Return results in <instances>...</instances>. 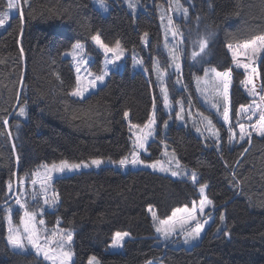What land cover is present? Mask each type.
Returning <instances> with one entry per match:
<instances>
[{
  "label": "trees",
  "instance_id": "obj_1",
  "mask_svg": "<svg viewBox=\"0 0 264 264\" xmlns=\"http://www.w3.org/2000/svg\"><path fill=\"white\" fill-rule=\"evenodd\" d=\"M107 1L112 6L104 15L93 0H28L27 4L21 0L23 16L20 12L13 16L0 35V206L10 199L7 183L42 163L118 160L128 155L132 134L125 111L134 124L147 122L153 103L163 114L152 72L156 55L168 63L158 9L135 17L121 3ZM180 1L188 6L191 16L187 23L178 20L187 42L183 76L190 89L195 68L190 62L193 41L213 32L204 61L217 71L232 69V113L241 105L264 103L241 84L251 74L250 69L246 73L236 64L239 61L256 68L253 79L260 93L264 48L257 42L255 47L261 50L254 54L242 45L264 35V0ZM6 3L0 0V8ZM97 33L108 45L119 41L131 54H139L149 74L134 71L128 57L122 71L113 70L98 91L79 99L70 94L76 86V70L63 56L74 43L85 42L96 56L91 68L100 72L104 55L91 39ZM144 33L150 37L148 47L142 42ZM170 91L174 98L178 96L174 86L170 85ZM23 106L27 109L25 120L18 114ZM256 112L253 121L243 113L233 115L237 136L231 142L229 125L223 119L218 121L221 148L176 124L164 139L161 121L158 137L149 144L150 154L144 158L160 159L163 142H167L181 162L196 171L197 186L190 179H174L145 169L123 172L114 166L55 180L60 202L53 212L46 213V219L50 226L59 220L62 227L74 231L73 264H88L92 256L100 264H146L153 260L164 264H264V137L253 132L250 144L247 137L239 141V128L235 127L237 122L246 126L255 122L259 110ZM201 185L207 186V197L217 214L225 213L222 231L217 232V216L192 248L161 244L149 208L167 218L176 208L198 201ZM118 231L128 232L130 237L121 251L111 252L110 244ZM5 235V224L0 223V264H47L34 253L14 251Z\"/></svg>",
  "mask_w": 264,
  "mask_h": 264
},
{
  "label": "rangeland",
  "instance_id": "obj_2",
  "mask_svg": "<svg viewBox=\"0 0 264 264\" xmlns=\"http://www.w3.org/2000/svg\"><path fill=\"white\" fill-rule=\"evenodd\" d=\"M113 1L115 3H121L135 17H137L142 12H153V10L158 9V13H159V17H160V23H161V27H162V34H163V48L168 55V63H163V61H161V57L159 55H156L153 59L152 72H153L155 83H156L158 90L160 92L163 114L159 113V105L156 103L155 104L156 105V117H157L156 133L154 134L153 137L149 138L148 144L146 145L147 152H144L143 150H141V159L145 160L147 163L154 162V161L146 160L144 158V155L148 156L150 154V152L148 150V146L153 140L157 139L158 134L160 132L159 125H160L161 121H162V132L161 133H162V136L164 139L167 137V134L169 132L170 127L173 126L174 124H176L179 127H184V128L189 129V130L191 129L196 135L202 137L204 139V141L209 140L213 144V146H215L216 148L217 147L221 148V129H220L218 121H221L222 116L217 113L216 108L212 107V105L218 100V96H217L216 91H215L216 84L218 83V79L216 78L215 73L211 71V69H213V66L209 65V64H205V61L207 60L206 58H207V49L209 47V42H208V45L204 49L203 52H200L198 45L193 46V51L198 53V55L196 56L195 59L192 58L193 51L190 52V55H191L190 62L194 63V66H195L193 72L191 71L192 76H193V89H190L189 84L186 82V80L184 79V76H183V59L186 58V51H187L186 43L187 42L185 40V35L183 33V30H181L179 27L178 20H180V21L182 20V22H184V23L191 21V16L189 13L190 11H189L188 6L187 7L184 6L183 3H181V1L178 0L179 5L182 6V8L187 9V16H185L183 14V11L177 10V0H131V2L134 3V5H135L134 8L129 7V0H113ZM104 2L107 6L106 11L100 7L99 3H97V0H93L94 5L104 15H107L110 12L112 4H111V2H109L107 0H104ZM17 3H18V9L9 10V19L3 27H0V35L3 33V31L6 29L7 25L10 23L11 18L13 16L19 14L21 3L19 2V0H17ZM6 10H7L6 6H4L3 8H0V12L6 11ZM169 19H171V21H172L171 25L169 24ZM173 31L177 32V35L175 36V38L172 35ZM204 32L206 33L205 30H204ZM100 37H101V35H100ZM101 40L103 41L102 37H101ZM149 40H150L149 34L147 35V37H145L143 34L142 42H143L144 47H148ZM92 42L96 46V48L101 53H103V50L100 49L99 46L96 45V43L94 41H92ZM76 43H78V42H76ZM76 43H74L73 46ZM79 43L84 45V49H83V52L81 53V55L88 62H87V64L80 63L81 71H80V73L76 72V77H77V75H80L82 84L84 86H87L88 81L93 79V76H89L88 73L100 74L104 70V68H105V63H104L105 62V56H104L103 67H102L101 71L95 72V71H93V69L91 67H92V64L96 60V56L88 51L87 44L85 42H79ZM166 45H167V47H166ZM73 46L71 47V49H69L68 51H66L64 53L63 57L65 59H70L75 70H76L77 64L80 62V56H77L75 59L73 58V56L71 55V53L73 51ZM110 46H112V45H110ZM173 47H175V49H176L175 54L178 57V59H176L175 62L173 61L172 55L169 52V49H171ZM121 48L123 49V55L121 56L120 60H118L115 64H108L107 65L108 75L113 70L122 71L125 67V62H126L128 57L132 58L131 67L134 71L144 70L147 74H149V71L145 69V66L143 65V61H142L141 57L139 56V54H137L135 52H133L131 54L122 45H121ZM103 55H104V53H103ZM108 55H109V58H111L112 54H108ZM137 61H139V63H137ZM177 63L180 65L179 71H177V69H176ZM157 66L160 68V71L163 74V80L162 81L160 79H158V73L156 71ZM206 72H207V75H205ZM108 75L105 76V79L103 82L97 81L95 88L89 87L88 91L85 92L83 98L87 97L88 95H90L93 92L98 91V89L100 87L105 85V83L107 82ZM76 84H77V82H76ZM170 85L174 86L176 91L177 90L179 91L178 96L176 98H174L172 96V93L170 91ZM162 88H167V90H168L169 104L171 105V108H165L164 107L163 94L161 91ZM73 97H76V96H73ZM76 98L83 99L80 97H76ZM23 107H25V106H23ZM181 107H183V109H184V111L181 112V115L184 118H183V120H178V119H176V113L180 112ZM152 111H153V109H152ZM18 114H19V112H18ZM159 116H161V118ZM205 116L208 117L209 119H211L213 124L215 125L216 129L219 130L220 139L218 142L216 141V138L213 137L211 135V133H209L206 130V121H204V119H203ZM20 117L24 120L27 118L26 107H25V115L20 116ZM126 120L128 122V125L130 127V132L132 134V149H131V151H132L133 150V142L136 139V136L134 134L137 133L139 130L136 128H131V125L134 123L131 122L129 117ZM164 121H167V123H168L167 128L164 127ZM138 125L142 126L143 124H138ZM197 128L200 129V132L196 131ZM103 159H105L106 161L108 160V158H103ZM158 160L161 161L165 167L170 168V171L161 172L159 170H154L150 167H144V166L132 167L131 165H129L126 168H121L118 165L109 164V163H105V164L101 165L99 168L107 167V166H114L118 169H121L123 172H127L129 170L145 169V170H150L152 172L160 173V174H163L166 176H170L174 179H190L193 182L192 177H191V173L192 172L196 173V171H194L190 167L184 165L181 162V160L179 159L177 153L165 141L163 142V151H162L161 158ZM155 161H157V160H155ZM177 161L179 162V167H177ZM59 162H54V163L58 164ZM68 162L69 163H78V162H71V161H68ZM85 162H87V161H85ZM52 164L53 163H42V164H40V166L37 169L28 171L27 173H24V174L16 175L12 181H9V182H11V185H12L11 191H9V188H8L9 182L7 183L6 190L10 196V199L8 202L3 203L0 206V223L5 224V230H6L5 237H6V241H7V236H8V222L6 219L7 208L8 207L12 208L13 225L14 226L19 225L20 217L24 215V210L21 209L19 207V205H17L15 203V201L17 198H19L21 200V202L26 201L27 205H28V210L37 213V217H36L37 228L40 230V235L42 238L45 235H51V233L53 231L60 232L61 230H63V232H68V231L72 232V234H73L72 243L70 246L66 244L65 247H66V249L68 247H70V249L73 253V255H72V264H73V261L75 259V253H74V249H73L74 231L71 229H67V228L62 227L61 222L59 220L56 221V223L53 224V226H50V224L47 223V219H46V213L47 212H53L56 209L57 204L60 202V197H59V194L55 188L54 183H55V180H57L58 178L70 176V175H73L75 173H80L83 171L97 170L99 168H96L95 166H91L88 168H81L79 170H75L72 172L66 171L64 173H53V179L46 186V192H47V195L49 196V198L52 197L53 193L58 194V199H57V202L55 204H51V203L45 204L44 203V191L45 190L41 188V181L44 180L45 171H46L43 166L44 165L50 166ZM171 171H180L181 175L172 176ZM33 173H39V174L33 175ZM184 173H187V175H185ZM21 180H23V184L20 183ZM32 180L37 181L35 185L32 184ZM198 181H199V177L196 173V181L193 182V184L197 186ZM198 189H199V193H200V186L198 187ZM33 193L37 194V197L35 200L33 199ZM203 195L207 197V187L205 188V192ZM201 199H202V195L200 193V199L198 201H194L192 203V206H183V207L176 208V209H184L185 207H187L189 210H191L193 205L195 204V206L197 207V213H196L197 219L201 223H203L205 220L208 221V223L204 225V231L201 232L200 237L196 240H190L189 243H185L184 242L185 238H186L185 232L182 231L180 229L179 224H177L176 232H174L167 239L163 235H161L160 233H158L156 231L155 236H157L160 239L161 244H166V243H168V241H170V243L174 244L175 247L192 248L193 246L197 245L201 241L203 235L206 233V231L211 227V225L217 219V216H218L219 225H220L218 228L219 231L217 229V232L219 233L222 231V228L225 226V219L222 222L220 220V216H221V214H223L225 217V213L222 212V213H220V215H218L216 212V208L214 206L215 204L207 197V199L210 200L212 203L205 207L204 214L201 215L199 213V205H200ZM41 209H43L42 212H41ZM209 209H213L212 214L208 213ZM153 212H155L156 217H157V220H155V221L153 220V217H152ZM149 213H150V216L152 218L155 230H156V227L159 226V220L168 219L172 215L171 214L167 218H160L158 216L157 210L153 207L149 208ZM185 215L186 214L184 212H180L177 214L178 218L183 217ZM40 219L44 220L43 225H39L38 221ZM194 225H195V221L192 223L191 226H194ZM186 227H188V226H186ZM21 228H22V226H21ZM129 237H130V235H129ZM127 238L128 237H126L125 240ZM9 246L12 248L11 245H9ZM122 249H123V246L122 247H112V242H111V244H110L111 252H116V251L119 252ZM14 251L21 252V253H34V254H36L35 249H33L30 245H27V244H26V250H14ZM39 257L44 259L42 254L39 255ZM46 262L48 264H53L52 261H46ZM153 262L154 261H152L150 263H152V264H164L163 262H157V261L155 263H153ZM99 264H100V262H99Z\"/></svg>",
  "mask_w": 264,
  "mask_h": 264
},
{
  "label": "snow or ice",
  "instance_id": "obj_3",
  "mask_svg": "<svg viewBox=\"0 0 264 264\" xmlns=\"http://www.w3.org/2000/svg\"><path fill=\"white\" fill-rule=\"evenodd\" d=\"M24 4L28 3V0H23ZM97 3H99L100 7L107 10V6L104 2V0H97ZM129 7L134 8V3L129 0ZM6 11L0 12V27H3L6 22L9 19V10L18 9V3L17 0H7L6 4ZM177 10L183 11V14L187 16V9L182 8V6L179 5L177 0ZM21 17L23 16L22 10H20ZM172 21L169 19V24L171 25ZM21 31L23 29L21 28ZM148 33H144V36L147 37ZM173 37L177 35L176 31L172 32ZM214 35L213 32H208L206 36L200 37L199 39L193 41L194 46L198 45L200 52H203L204 49L207 47L209 39ZM92 41L96 43V45L99 46L100 49L103 50L104 56H105V68L100 74H92L88 73L89 76H93V79L88 81V85L84 86L81 82L80 75H77L76 77V87L72 90L70 93L72 96L83 98L85 92L88 91L89 87L95 88L97 81L103 82L105 79V76L108 75L107 65L108 64H115L118 60H120L121 56L123 55V49L121 48V45L119 41L116 42L114 46H110L107 43H104L101 40L100 35L97 33L95 35H92L91 37ZM257 42L260 43L261 48H264V35L257 36L253 40L245 42L242 47L245 49L251 48L253 53L260 51L261 48L255 47ZM167 47V45H166ZM231 45H229V48L231 49ZM84 45L81 43H76L73 46V51L71 55L75 59L77 56H80V62L77 64L76 72L80 73V63L87 64V60L83 58L81 53L83 52ZM170 54L172 55V59L175 62L178 57L176 56L175 47L169 49ZM21 54L23 55V49H21ZM108 54H112L111 58H109ZM198 55L197 52L193 51L192 58L195 59ZM238 53L237 51H233V59L236 60ZM139 63V61H137ZM237 67L243 68L245 72L247 73L250 69L251 74L246 75L245 79L241 81V84L248 90L249 95L256 96L259 95L260 101L264 102V85L261 87V92L258 93L256 89V85L254 83L253 74H256L257 70L255 67H252L248 63H240L239 61H236ZM176 69L179 71L180 65L176 64ZM156 71L158 73V79L161 81L163 80V74L160 71V68L157 66ZM212 72L215 73L216 78L218 79V83L216 84V94L218 96V100L212 105V107L217 109V113L222 116L223 122L226 125H229L228 131L230 133L229 142H231L232 139H235L237 136V133L234 130V127L232 126V117L233 115L239 116L241 113L245 114V118L248 121H253V117L256 116L257 112L256 110H259V116L258 119L255 120V122L248 124L247 126L245 123L237 122L235 127L239 128V141H244L247 137V142L250 144L253 132L256 133V135L260 137H264V103L261 104H255V107L253 105L245 106L241 105L240 109L236 113H232L231 109V102H230V96H229V89L232 82V69L229 68L225 71H217L215 68L211 69ZM207 75V72L205 73ZM163 94V104L165 108H171V105L169 104V96H168V90L167 88L161 89ZM184 109L181 107L180 112L176 113V119L183 120V116L181 115V112H183ZM19 115L24 116L25 115V107H20L19 109ZM124 118L127 119L129 117V112H124ZM204 121H206V130L211 133L213 137L216 138V141L218 142L220 139L219 130L216 129L215 125L213 124L212 120L208 117L203 118ZM4 125L7 126L8 121L5 119L3 121ZM156 124H157V117H156V105L153 103V111L149 119L145 124L138 125V124H132L131 128H136L139 131L135 133L136 136L135 141L133 142V150L128 154L122 156L118 160H112L111 158H108L106 161L103 158H92L90 161H81L78 163H69L67 160H62L58 164L53 163L52 165H44L45 168V176L44 180L41 181V188L44 189V203L45 204H55L58 199V194L53 193L52 197L49 198L46 192V186L48 183L53 179V173H64V172H72L75 170H79L81 168H88L91 166H95L96 168H99L101 165L105 163L118 165L121 168H126L129 165L132 167L137 166H144V167H150L154 170H159L161 172H167L170 171V168L165 167L163 163L159 160L154 161L152 163H147L145 160L141 159V150L144 152H147L146 145L148 144L149 138L153 137L156 133ZM168 123L167 121H164V127L167 128ZM197 132H200V129H196ZM218 146V145H217ZM247 151V149H245ZM19 159V158H17ZM177 167H179V162L177 161ZM39 173H33V175H38ZM187 175V173H184ZM172 176H179L181 175L180 171H171ZM191 177L193 182L196 181V173L192 172ZM36 180H32V184H36ZM21 184H23V180L20 181ZM206 185L200 186V193L202 195V199L200 201L199 205V213L201 215L204 214V209L206 206L210 205L212 202L207 199L206 196H204ZM9 191H11L12 185L11 182L8 184ZM37 197L36 193H33V199L35 200ZM15 203L19 205L21 209L24 210V215L20 217L19 225H13L12 221V208H7V222H8V236H7V242L9 245L12 246L14 250H26V244L30 245L33 249L36 251V255H43L44 260L46 261H52L53 264H72V251L70 247L66 249L65 245H71L73 240V234L71 231L63 232L61 230L60 232L53 231L51 235H45L43 238L40 235V230L37 228V213L33 211L28 210L27 202H21L19 198L16 199ZM151 210V209H150ZM43 209H41V212ZM184 212L186 215L183 217L177 216L178 213ZM197 207L195 204L193 205L192 209L189 210L187 207L184 209H176L173 211L172 215L165 220H159V226L156 227V231L163 235L166 239L170 237L174 232L177 230V224H179L180 229L185 232V243H189L190 240H196L200 237V234L202 231H204V225L208 223L207 220H205L203 223H201L197 219ZM153 220H157L155 212L152 213ZM225 219L224 215L221 214L220 220L223 222ZM195 221V225L191 226L192 223ZM39 225L44 224V220L40 219L38 221ZM22 226V228H21ZM188 226V227H186ZM219 231V229H218ZM130 233L128 232H116L112 238V247H122L123 243L125 241L126 237H129ZM225 235H228L227 232H225ZM54 245V246H53ZM88 264H99V261L95 256H92L88 260Z\"/></svg>",
  "mask_w": 264,
  "mask_h": 264
}]
</instances>
